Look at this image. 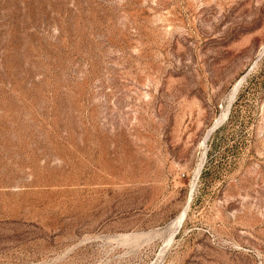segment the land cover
I'll list each match as a JSON object with an SVG mask.
<instances>
[{
  "label": "rangeland",
  "instance_id": "obj_1",
  "mask_svg": "<svg viewBox=\"0 0 264 264\" xmlns=\"http://www.w3.org/2000/svg\"><path fill=\"white\" fill-rule=\"evenodd\" d=\"M0 264H264V0H0Z\"/></svg>",
  "mask_w": 264,
  "mask_h": 264
},
{
  "label": "bare ground",
  "instance_id": "obj_2",
  "mask_svg": "<svg viewBox=\"0 0 264 264\" xmlns=\"http://www.w3.org/2000/svg\"><path fill=\"white\" fill-rule=\"evenodd\" d=\"M236 91H237V88H236ZM186 217V212H184L182 214V216L180 217L179 221H178V224H181V222L184 220V218Z\"/></svg>",
  "mask_w": 264,
  "mask_h": 264
}]
</instances>
